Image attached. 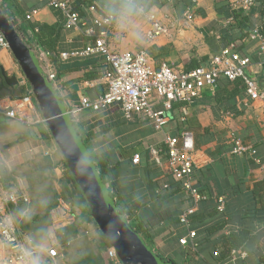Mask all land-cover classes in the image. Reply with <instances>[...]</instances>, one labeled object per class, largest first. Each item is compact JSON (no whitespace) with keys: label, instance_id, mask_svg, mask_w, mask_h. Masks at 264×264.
I'll list each match as a JSON object with an SVG mask.
<instances>
[{"label":"crops","instance_id":"1","mask_svg":"<svg viewBox=\"0 0 264 264\" xmlns=\"http://www.w3.org/2000/svg\"><path fill=\"white\" fill-rule=\"evenodd\" d=\"M4 2L0 0L2 7ZM125 2L127 0H99L94 5L97 9L87 10L80 28L63 31L57 46L60 63L50 61V66L56 74L55 94L67 108L79 104L82 96L94 99L107 89L103 80L104 58H61L62 53L94 43V37L86 33L89 29L96 33L107 31L108 43L114 52L146 51L155 68L166 63L185 70L193 61L199 67L208 66L213 57L233 46L235 52L251 59L246 73L264 89V54L259 51V42L250 39L255 30L264 37V0H257L247 14L252 32L244 42L238 40V29L230 30L231 26L236 28L232 19L238 10L237 0H192L194 21L175 24L168 34L152 42L146 39L152 29L150 15L170 26L173 20L182 18L184 12L176 9V1L167 2L161 8H147L136 0L144 11L132 17L129 23L118 25L112 10L119 9ZM16 3L27 15L39 9L33 22L59 23V14L47 6L46 0H16ZM101 14L114 16L110 27L97 25ZM12 22L22 32L23 21L16 18ZM60 64L82 65L66 71L59 68ZM0 69L9 76H16L28 87L29 93L32 91L11 50L0 49ZM220 83L213 90H206L193 104H174L165 128L170 136H180L185 131L193 135L197 163L195 182L204 197L197 203L196 218L190 223V229L198 234L197 250L179 242L187 235V229L178 220L195 204L174 179L168 166L165 136L156 131L152 121L143 115L126 120L118 106L100 112H83L73 121L75 134L90 161L95 165V157H102L114 168L107 178L110 180L107 186L112 188L110 197L119 215L142 241L131 227L127 213L146 224L151 245L144 243L164 264H264V99L253 101L246 91L241 96H229L222 92ZM227 98L229 101L222 102ZM8 99H11L9 92L2 89L0 100ZM37 108L38 117L45 119L38 104ZM156 109L161 110L162 105H157ZM238 140L246 148L242 155L234 154ZM152 150L159 153L160 164L154 162ZM45 151L50 154L46 156ZM135 156H140L139 164L133 163ZM6 161L22 179L34 203L31 219H24L21 228L19 226L21 233L30 238L41 229L52 231V211L51 222L46 224L43 204L53 199L55 191L60 192V182L67 169L65 157L48 124L25 127L0 115V162L5 164ZM13 184L21 187L17 182ZM255 192L262 197H257ZM219 198L225 200V211L218 209ZM58 229L59 256L52 259L47 253L45 264H115L108 255L112 245L92 216L72 218ZM61 230L65 232L59 234ZM241 230L252 236L246 245L233 249L225 259L212 255L217 250L223 252L224 240ZM232 252L245 256L234 260Z\"/></svg>","mask_w":264,"mask_h":264},{"label":"built area","instance_id":"2","mask_svg":"<svg viewBox=\"0 0 264 264\" xmlns=\"http://www.w3.org/2000/svg\"><path fill=\"white\" fill-rule=\"evenodd\" d=\"M172 1L177 0H168V2ZM46 2L49 8L62 11L66 19V30L80 28L79 16L73 13L71 9L72 0H46ZM256 2L257 0H237L236 3L238 10L247 15ZM95 9H97L95 6L91 7V10ZM38 13L39 9L32 10L27 15V20L32 21ZM100 16L101 18L96 21L99 26L110 27L115 20L113 15L101 14ZM148 19L152 24V29L147 34L146 39L152 42L168 34L175 24L192 23L195 14L193 8H188L183 17L173 20L170 26L163 25L153 15H150ZM86 33L94 37V43L80 50L62 53L61 58L63 60L86 59L93 56L104 58L106 68L103 80L106 82L107 89L104 94L97 98L91 99L82 96L79 104L71 108L66 106L68 115L73 122L83 112H100L118 106L126 120H132L135 115H143L152 121L156 131L163 133L165 136L164 144L167 147L168 166L173 177L195 204L183 212L179 218L180 224L187 229V235L179 242L183 246H190L193 250H197L199 247L196 242L197 233L190 229V217L195 214L197 203L203 200L204 197L195 182L197 163L193 135L185 131L180 136H170L165 133V128L170 121L174 104H193L203 97L206 90L216 88L221 80L233 82L242 79L246 86L247 96L253 101L263 100L264 89H261L258 83L246 73L247 68L251 66V59L241 56L231 46V48H227L221 54L213 57L208 66H202L188 72L166 63H163L159 68H155L146 51L139 53H117L112 51L108 43L107 31L96 33L95 30L89 29ZM250 39L259 42V51L264 54V37L260 32L255 30ZM0 49L10 50L5 37L1 33ZM35 56L54 87L56 74L51 70L48 54L39 52ZM159 104L162 105L161 110L156 109ZM37 114L38 108L32 91L20 99L0 100V115L25 127L46 123V120L40 119ZM245 151L246 148L243 144L239 140L235 141L234 154L242 155ZM44 154L48 156L50 153L45 151ZM152 155L154 162L160 164L159 153L152 150ZM253 155H256V151L253 152ZM133 163L139 164L140 156H135ZM5 165L11 170L9 162L6 161ZM29 202L28 194L21 187L16 184H6L0 174V221L8 217H14L12 211L14 206ZM218 209L219 211H225V200L223 198L218 199ZM72 218L75 217L71 207L64 200H59L58 206L52 210V233L55 242L48 252L50 258L56 259L59 256L56 235L59 230L58 227L63 226ZM28 239L21 233L16 220L11 228L0 227V264H20L18 248L26 243ZM108 255L115 264L121 263L115 248H110ZM214 256H219V250L214 252ZM244 256V253L239 255L237 252H232L234 260Z\"/></svg>","mask_w":264,"mask_h":264},{"label":"trees","instance_id":"3","mask_svg":"<svg viewBox=\"0 0 264 264\" xmlns=\"http://www.w3.org/2000/svg\"><path fill=\"white\" fill-rule=\"evenodd\" d=\"M98 1L99 0H72L71 3L72 12L78 14L81 25L83 24L84 18L87 15V10L93 7L95 3ZM140 1L142 5H146L147 8L150 7L161 8L165 6L168 2V0H140ZM3 5H4L3 7L1 6V10L3 11L4 15L9 18V21L12 24L14 23L12 22V19H16V18L21 19L25 24V26L22 28V32L18 31L16 28L15 29L22 37L25 38L24 40L26 41L27 45L34 51V53L35 54H38L39 52L47 53L49 61L53 63H60L58 62L59 54L57 51V46L60 41L61 35L65 30V22H66V19L62 11L58 9H54L59 14V23L56 25H48L45 23L33 22L27 20L26 18L27 12L25 11V9H23L22 7H20V5L16 3V0H5ZM193 6L194 4L192 0H177L175 2V7L180 12H185L188 8H192ZM232 21H233L232 22L233 25H236V28L235 27L232 28L231 26L230 30L238 29L240 33V35L238 36V40L244 42L246 39L250 37V34L252 32V26L250 25L248 16L240 10H236ZM28 31H31L32 34L29 35ZM227 42L229 43V40H227ZM81 65L82 64L62 66V64H60L59 68L68 71L72 69H78L81 67ZM197 67H199V65L196 63V61L195 62L193 61L191 65L184 71L188 72ZM220 85L222 92L223 93L227 92L229 96H231V94H233L234 96H238V95L241 96L246 91V86L242 79H237L233 82H229L227 80H221ZM2 89H5L7 92H9L11 99H20L29 94L28 87L22 84V82L16 76H9L7 72H5L3 69H0V91ZM228 99L229 98L222 99V102H225ZM95 167L99 171L101 178L108 183L110 180H108L107 178L114 171V168L111 167L109 162H107L106 159L102 157L101 158L95 157ZM66 169L67 170L64 174V177L60 182V192L58 193L57 191H55V196L53 197V199L50 202L43 204V207L46 210V214H45L46 224L51 222L50 221L51 211L58 206L59 200L61 199L64 200L71 207L72 213L75 218H78L80 216H84V217L94 216L90 203L87 200L83 192V189L81 188L76 178L70 171L67 163H66ZM0 174L2 176V180L8 185L13 184L14 182L21 184V189L25 193H27L30 198L29 203H19L17 206H14L12 208L14 217H16V221L18 222L21 228V222L24 219L20 218L18 216V213L20 212V210L25 208L31 209L34 203L32 202L31 197L27 192V189L24 186L22 179H19L14 174L12 169L9 170L5 166V164L1 162H0ZM255 195L257 197H262V195H258L257 192H255ZM263 199H264V195H263ZM122 206H123L122 204L119 205V208ZM196 215L190 217V223L191 221L193 222L194 218H196ZM127 217L129 221H131V227L135 230V232L141 236V238L144 240L146 244L151 245L149 243L150 238L146 224H144L142 220L135 219L131 213H127ZM219 226L220 228L222 227L221 225ZM61 232H65V230H61L59 234ZM251 239L252 236L250 235V233L244 230L234 232L227 240H224L223 252L219 253V256L217 257L214 256V252L212 255L217 259L218 258L225 259V257L228 256V254L230 255L233 249H237L246 245V243ZM196 242L198 243L197 239Z\"/></svg>","mask_w":264,"mask_h":264},{"label":"water","instance_id":"4","mask_svg":"<svg viewBox=\"0 0 264 264\" xmlns=\"http://www.w3.org/2000/svg\"><path fill=\"white\" fill-rule=\"evenodd\" d=\"M0 33L31 86L34 98L44 114L54 139L58 143L66 163L83 189L93 215L108 242L115 248L124 264H164L119 215L107 186L95 165L90 161L75 134L73 122L55 94L52 83L43 72L40 63L17 32L0 4Z\"/></svg>","mask_w":264,"mask_h":264},{"label":"clouds","instance_id":"5","mask_svg":"<svg viewBox=\"0 0 264 264\" xmlns=\"http://www.w3.org/2000/svg\"><path fill=\"white\" fill-rule=\"evenodd\" d=\"M117 18L118 25H124L131 21V18L144 11L142 5L136 0H127L119 9L112 10ZM46 203V202H41ZM33 210L25 208L20 210L18 216L25 220H30ZM16 217H8L0 221V227L11 228ZM54 236L51 229H41L35 236L30 237L26 243L18 248V259L20 264H45L44 257L54 244Z\"/></svg>","mask_w":264,"mask_h":264},{"label":"rangeland","instance_id":"6","mask_svg":"<svg viewBox=\"0 0 264 264\" xmlns=\"http://www.w3.org/2000/svg\"><path fill=\"white\" fill-rule=\"evenodd\" d=\"M35 102H36V100H35ZM37 103V102H36ZM94 217V216H93ZM95 219V218H94Z\"/></svg>","mask_w":264,"mask_h":264}]
</instances>
